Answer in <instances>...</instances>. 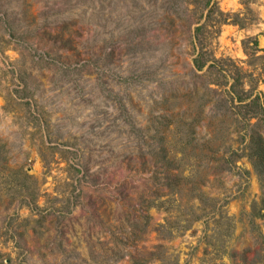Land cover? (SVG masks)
<instances>
[{
  "label": "rangeland",
  "instance_id": "1",
  "mask_svg": "<svg viewBox=\"0 0 264 264\" xmlns=\"http://www.w3.org/2000/svg\"><path fill=\"white\" fill-rule=\"evenodd\" d=\"M202 2L0 0V264H264V0Z\"/></svg>",
  "mask_w": 264,
  "mask_h": 264
},
{
  "label": "trees",
  "instance_id": "2",
  "mask_svg": "<svg viewBox=\"0 0 264 264\" xmlns=\"http://www.w3.org/2000/svg\"><path fill=\"white\" fill-rule=\"evenodd\" d=\"M203 10H206L205 21L203 24L196 27V33L204 28L209 22L213 20L215 23L231 22L243 26L245 24L244 18L241 13H229L223 12L218 5L211 4V0H203ZM223 16V17H222ZM229 17L231 19L229 20ZM246 49V45H245ZM218 59L213 54L200 47L198 53L193 59V64L196 71H201L207 66V71H211L216 67L215 62ZM234 81L229 88V94L232 100L238 102L239 106L243 108L242 115H238V119L246 121L247 123L256 119V123H250L253 128L248 131L250 136L249 141V153L248 158L251 161L255 172L257 173L262 190V205L263 211H259L260 215L264 218V134L258 129L255 130L257 124L264 123V95L258 91H254L253 88L244 89L243 81L240 76L234 77ZM218 79L210 81L211 84L216 85ZM211 89V87H209ZM255 128V129H254ZM247 134V133H246Z\"/></svg>",
  "mask_w": 264,
  "mask_h": 264
}]
</instances>
